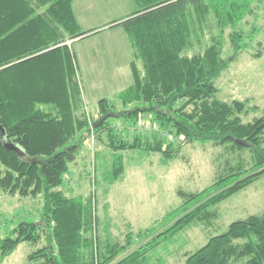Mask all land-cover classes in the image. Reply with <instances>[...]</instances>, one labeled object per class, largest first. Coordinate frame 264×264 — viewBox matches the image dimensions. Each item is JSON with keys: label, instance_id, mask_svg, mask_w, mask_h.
<instances>
[{"label": "trees", "instance_id": "16d2710c", "mask_svg": "<svg viewBox=\"0 0 264 264\" xmlns=\"http://www.w3.org/2000/svg\"><path fill=\"white\" fill-rule=\"evenodd\" d=\"M133 1L136 9L116 23L133 50V82L118 92L119 106L103 97L92 113L97 139L106 132L112 151L110 168L106 163L101 168L102 180L123 177L127 150L174 158L186 144L212 142L238 159L218 166L204 190H178L183 202L161 230L129 231L122 243L109 237L103 241L95 197L68 196L57 189L90 136L71 45L87 32L81 31L73 0H0V189L43 200L39 220L18 222L0 240V261L29 241L38 245L28 255L31 264H147L161 241L198 223L209 226L222 201L264 175V110L244 122L241 114L258 106L220 99L215 84L229 62L222 55L225 29H231L233 48L240 50L238 25L256 15L264 0ZM206 33L210 43L187 54ZM144 113L181 137L177 148L138 132L128 140L109 121L136 124ZM245 151L250 166L242 157ZM134 237L141 242L134 245ZM185 264H264V213L230 222L188 254Z\"/></svg>", "mask_w": 264, "mask_h": 264}, {"label": "rangeland", "instance_id": "374dc122", "mask_svg": "<svg viewBox=\"0 0 264 264\" xmlns=\"http://www.w3.org/2000/svg\"><path fill=\"white\" fill-rule=\"evenodd\" d=\"M263 6L256 11V15L247 16L238 25V30L243 33L240 50L233 48L229 38L230 28L225 29L222 35V55L229 62L215 80L219 88L218 97L225 101H247V106H258L257 110L241 114L244 122L252 121L264 110ZM75 7L82 20L113 21L72 41L77 83L83 94V111L88 119L90 136L76 160L70 163L64 182L57 189L68 196L92 194L96 199L101 239L105 241L109 237L111 241L122 243L129 231L137 234L141 230H161L172 218L171 212L183 202L178 190H204L212 185L218 166H222L226 159L235 162L238 157L237 153L227 152L224 146L212 142L186 144L174 158H166L160 152L127 150L123 151V177L113 183L103 181L101 168L104 169L105 163L110 168L112 151L107 146L106 132L102 134L103 140L97 139L92 113H97L98 101L103 97L119 106L118 92L133 82L127 63L129 41L123 28L116 23L127 18L137 6L133 0H75ZM85 25L81 26L83 30ZM212 34L217 36L218 29L214 28ZM210 37L206 33L201 45L193 41L186 53L202 51L205 44L210 43ZM137 62L141 66V61ZM109 121L128 140L138 132L162 139L165 146L172 143L177 148L180 143L181 137L162 128L150 113H144L136 124H130L125 119ZM242 157L247 166L252 164L248 151L243 152ZM42 206L41 196L11 195L0 189V240L9 235L18 222L39 220ZM261 213H264V175L222 201L218 205V217L209 226L198 223L170 240L161 241L149 254L147 264H185L188 254L202 246L211 235L225 231L230 222ZM136 238L134 245L141 242V238ZM37 246L24 241L0 264H31L28 255Z\"/></svg>", "mask_w": 264, "mask_h": 264}, {"label": "crops", "instance_id": "0c3cea01", "mask_svg": "<svg viewBox=\"0 0 264 264\" xmlns=\"http://www.w3.org/2000/svg\"><path fill=\"white\" fill-rule=\"evenodd\" d=\"M73 10H74V13H75V15H76V17H77V20H78V22H79V25H80V28H81V26L82 25H84L85 23H86V25H85V29L83 30L82 28H81V31H84V32H87V33H89V32H91L93 29H97V28H102L103 27V25H106V23H108L109 21H113V20H98V22H96V19L94 18H92V22H89V20H90V18H88V19H84V20H82V18H80V16H79V14H78V12H77V10H76V7H75V0H73ZM81 38V37H80ZM77 39V38H76ZM129 44V46H130V43H128ZM132 48H131V46H130V53H129V59L127 60V63H128V65H129V68H130V71H131V73H132V70H131V63H132V60H133V50H131ZM138 63V62H137ZM139 64V63H138ZM129 86V85H128Z\"/></svg>", "mask_w": 264, "mask_h": 264}, {"label": "water", "instance_id": "95a60500", "mask_svg": "<svg viewBox=\"0 0 264 264\" xmlns=\"http://www.w3.org/2000/svg\"><path fill=\"white\" fill-rule=\"evenodd\" d=\"M12 145V144H11ZM13 146V145H12Z\"/></svg>", "mask_w": 264, "mask_h": 264}]
</instances>
